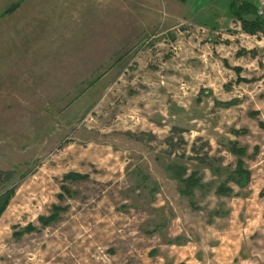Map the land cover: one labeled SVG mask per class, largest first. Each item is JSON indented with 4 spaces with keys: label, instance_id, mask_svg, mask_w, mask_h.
<instances>
[{
    "label": "rangeland",
    "instance_id": "374dc122",
    "mask_svg": "<svg viewBox=\"0 0 264 264\" xmlns=\"http://www.w3.org/2000/svg\"><path fill=\"white\" fill-rule=\"evenodd\" d=\"M199 3L71 0L0 47V264H264V32Z\"/></svg>",
    "mask_w": 264,
    "mask_h": 264
},
{
    "label": "crops",
    "instance_id": "0c3cea01",
    "mask_svg": "<svg viewBox=\"0 0 264 264\" xmlns=\"http://www.w3.org/2000/svg\"><path fill=\"white\" fill-rule=\"evenodd\" d=\"M41 1L42 0H0V4L2 5V7L0 8V33L6 34V41L0 43V47L8 48V43L13 40L11 45L12 48L15 42V34H28L29 31L31 32L30 26L34 25V22L30 19V11H32L33 16L37 18L46 17L45 14L49 13L50 17L48 18L49 24H47V27H50L54 23L53 18L58 17L59 15L61 17L63 14L71 15L73 13L75 16H78V8H75L73 4L70 5L71 0H55L56 3H53V0H45L51 2L50 5H46L44 7L45 9H43ZM192 1L195 2L196 0ZM227 1L230 2V0ZM83 2L88 6L87 1ZM206 2L207 0H200L197 10H201ZM11 6L15 7L9 9ZM49 9H51V12L49 11ZM42 11L45 12L44 16L41 13ZM204 23L207 22L204 21L202 24ZM9 34H12L11 39L9 37ZM16 42L26 43L28 41L24 38L16 37ZM254 42L255 43L251 44V48L255 47L256 45H260L261 40L255 39Z\"/></svg>",
    "mask_w": 264,
    "mask_h": 264
},
{
    "label": "trees",
    "instance_id": "16d2710c",
    "mask_svg": "<svg viewBox=\"0 0 264 264\" xmlns=\"http://www.w3.org/2000/svg\"><path fill=\"white\" fill-rule=\"evenodd\" d=\"M181 1H185V0H181ZM13 7L15 6H11L9 9H12ZM226 14L228 15V17H233L239 21L240 27L243 30V32H246L252 35L257 34V32H264V18L256 14L255 6L250 0H230L227 6ZM244 52L245 50H243L241 53H244ZM233 69L237 72V74L240 73L238 67H235ZM239 80L245 81V82L250 81L246 78H241L240 76H239ZM233 102L234 101L232 100V101H226V102L223 101L219 103L221 105L228 106L229 104H232ZM251 113L252 115H256L257 112H251ZM259 125L261 127H264V124L261 121H259ZM234 132L239 134V133H244L245 130H241V131L234 130ZM229 150L237 156H240L242 154V150L236 146L235 142H229ZM236 164L237 165L235 169L231 170L230 174L228 173V176L234 179V176H233L234 174L239 175L240 178L238 179L239 181L237 182L242 185L243 182L241 181V178L244 175V173L247 171L243 167L242 161L240 159L237 160ZM73 176L74 175L71 173L65 175L66 178H70ZM182 181L186 189H189V187L191 186L198 185V178L196 177L194 173H191L187 178H184V180ZM224 185L225 184L223 183L222 185L219 186L218 190L221 193H227V189H226L227 187H225ZM13 191L14 190L12 188V189L5 190L4 192L0 193V214L7 206V203ZM185 193L188 194L189 191L186 190ZM55 209L57 208L55 207ZM56 216L57 214L56 212H54V214L50 215L48 218L44 216H39V219L41 220L42 223L46 224V222H48L50 219L55 218ZM30 229H31V226L27 225L26 227L23 228V231H29ZM23 231L21 230L20 232H14V235L18 236Z\"/></svg>",
    "mask_w": 264,
    "mask_h": 264
},
{
    "label": "built area",
    "instance_id": "2783aa9c",
    "mask_svg": "<svg viewBox=\"0 0 264 264\" xmlns=\"http://www.w3.org/2000/svg\"><path fill=\"white\" fill-rule=\"evenodd\" d=\"M250 1L255 6L256 14L264 18V0H250Z\"/></svg>",
    "mask_w": 264,
    "mask_h": 264
}]
</instances>
